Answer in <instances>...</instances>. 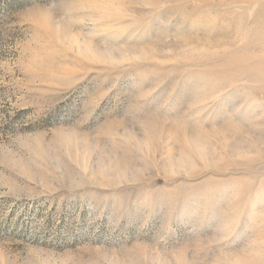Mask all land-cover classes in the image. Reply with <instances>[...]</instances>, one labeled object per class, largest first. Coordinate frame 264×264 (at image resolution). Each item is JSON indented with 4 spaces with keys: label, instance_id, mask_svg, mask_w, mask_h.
<instances>
[{
    "label": "rangeland",
    "instance_id": "rangeland-1",
    "mask_svg": "<svg viewBox=\"0 0 264 264\" xmlns=\"http://www.w3.org/2000/svg\"><path fill=\"white\" fill-rule=\"evenodd\" d=\"M0 264H264V0H0Z\"/></svg>",
    "mask_w": 264,
    "mask_h": 264
}]
</instances>
